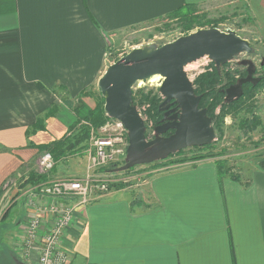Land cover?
<instances>
[{
	"label": "crops",
	"instance_id": "0c3cea01",
	"mask_svg": "<svg viewBox=\"0 0 264 264\" xmlns=\"http://www.w3.org/2000/svg\"><path fill=\"white\" fill-rule=\"evenodd\" d=\"M215 1L0 0V187L15 171L23 174V163L41 157L28 145L62 137L96 106L90 88L107 67L109 34L185 4ZM83 91L95 94L81 97ZM55 104L59 110L46 129L27 135ZM78 157L56 162L52 177L83 176L87 161L79 169ZM168 167L146 172L140 198L97 193L79 208L61 241L71 264H264V170L252 172L244 188L220 180L210 159ZM18 202L0 235V264H39L38 247L28 258L21 253L31 215L27 196L19 194L6 209ZM53 220L44 214L41 235Z\"/></svg>",
	"mask_w": 264,
	"mask_h": 264
},
{
	"label": "rangeland",
	"instance_id": "374dc122",
	"mask_svg": "<svg viewBox=\"0 0 264 264\" xmlns=\"http://www.w3.org/2000/svg\"><path fill=\"white\" fill-rule=\"evenodd\" d=\"M210 27H217L222 31L232 29L241 37L250 40L256 48L254 54H241L224 64L220 70L217 69L221 77L215 90L218 91L220 88H225L233 79L238 80L241 77H245L247 75L246 67L241 65L240 61L248 57L254 61L256 65L255 76L260 77V80L257 82L258 88L254 92L248 96H243L244 99L241 105L233 109L225 108L228 112H224L221 130L215 128L217 137L213 141L214 146L212 148L195 149L191 147L185 149V151L183 150V153L188 155L186 157L220 154L219 156L228 157L233 161L236 172H240L245 177L246 175L251 177L252 172L259 168L255 158L258 156L264 157V79L262 80V77H264V0H219L201 6L194 14L180 13L178 15H167L133 27L118 30L108 35L107 66L135 47L149 44L160 46L183 35ZM215 68H217L215 62L208 57H204L189 64L185 70L193 81L194 87H196V79L207 72H213ZM161 80L160 77L154 81H143L136 86V88L147 87L146 93L150 92V88L156 89L152 93L153 95L149 94L148 96L156 100L158 109L164 99L159 92ZM97 84L90 88L91 92L96 93V100L99 93ZM208 97L209 102H217L214 114L220 115L223 110L222 103H225V100L222 99V96L211 95V91L208 92ZM147 102L142 106L137 105V103L136 105L147 126L146 136L148 139H151L155 126V121L151 115L154 114L155 106H153L151 101ZM247 128H253V130ZM40 153L42 154V152ZM210 156L204 159L212 161L217 159L216 156ZM182 158H178L177 156L167 161L160 160L115 174V177L119 179V182L116 183L123 184V186L120 189H115L111 185V191H116L114 197H121L122 195L131 196L135 193L134 197L140 198V190L147 183L145 179L147 171H157L168 167L170 166L168 163L173 164ZM39 161L40 156L33 159L29 164L23 163V174L20 171H15L14 173L16 174H10L2 181L0 187V222L3 212L9 203L28 189V186L23 188L21 186L28 172L30 173V170H34L42 173L43 169ZM77 161L80 169L83 167V164L85 165L87 160L86 157L82 156L78 157ZM63 167L65 166L59 165L57 169H63ZM28 168L31 169L28 171ZM94 196L98 195L94 194ZM19 206L20 202L12 210H15ZM8 219L0 224L3 225L2 229H0V235L4 234Z\"/></svg>",
	"mask_w": 264,
	"mask_h": 264
},
{
	"label": "water",
	"instance_id": "95a60500",
	"mask_svg": "<svg viewBox=\"0 0 264 264\" xmlns=\"http://www.w3.org/2000/svg\"><path fill=\"white\" fill-rule=\"evenodd\" d=\"M255 46L236 31H222L217 27L199 29L171 42L158 46L135 47L117 61L109 64L98 80V89L105 100V113L120 120L128 131L129 146L125 163L114 172L165 160L171 154L191 147H202L216 140V129L207 108H201L203 95L195 92L186 67L204 57L215 62L218 70L241 54L252 55ZM240 64L247 75L225 89V102L231 103L244 95V86L256 85V65L251 58ZM159 76V92L163 101V123L154 127L151 139L147 126L133 100L138 83ZM174 130L168 136L165 134Z\"/></svg>",
	"mask_w": 264,
	"mask_h": 264
},
{
	"label": "built area",
	"instance_id": "2783aa9c",
	"mask_svg": "<svg viewBox=\"0 0 264 264\" xmlns=\"http://www.w3.org/2000/svg\"><path fill=\"white\" fill-rule=\"evenodd\" d=\"M95 131L90 145L85 150L87 166L83 176L51 177L47 181L30 185L23 193L27 196V205L31 211L21 248L25 258L38 247L39 264H71V254L62 246L61 241L66 229L71 225L75 212L87 206L96 192L105 195L111 192L113 183L119 182L115 177L118 172H105L103 169L117 168L125 163L129 146L128 131L120 120L112 118ZM39 164L43 169L42 173H48L56 161L50 152H44ZM145 179L147 182V177ZM39 196L53 200L48 203L39 202ZM46 212L52 214L54 220L41 235Z\"/></svg>",
	"mask_w": 264,
	"mask_h": 264
},
{
	"label": "trees",
	"instance_id": "16d2710c",
	"mask_svg": "<svg viewBox=\"0 0 264 264\" xmlns=\"http://www.w3.org/2000/svg\"><path fill=\"white\" fill-rule=\"evenodd\" d=\"M198 10V7L194 4H185L183 5L179 10L176 12L171 13V15H178L180 13L184 14H194ZM245 72V71H244ZM221 75H219L217 68L213 72H207L201 76H199L196 79V87H195V92L197 94H202V100L200 103L201 108H207L208 115L212 118L213 125L215 126L216 129L221 130V125L223 122L224 118V112L226 111L225 108L233 109L234 107H237L241 105V102L243 101L244 97H241L238 100H235L234 102L231 103H222L223 104V110L220 115H215L214 110L216 107L217 102H209V97H208V92L211 91V95H215L217 97L222 96L225 100V89L236 82V80H231L225 88H220L218 91L215 90V87L217 83H219ZM264 77H262V80ZM62 87V86H61ZM63 88V87H62ZM258 88L257 85L253 84H246L244 86V95L243 96H248L252 92H254ZM57 89V87H56ZM55 89V90H56ZM147 87H142V88H134L133 89V100L135 104L137 105H144L145 103H148L147 101H151L153 106H155V111L154 114L151 115L155 121V126L158 125L161 122V117H162V112L158 109L157 102L155 99H152V97L148 96L153 95L154 91L156 90L155 88H150V92L146 93L145 90ZM98 98L96 100V106L90 110L89 114L85 116V118H78L74 123H72L69 127L67 132L60 138L55 139L51 142L36 145L34 143H31L28 145L29 147L37 148L39 152H50L55 161L58 162L68 156L71 155H78V156H84L85 155V150L88 148L90 145L91 137L93 135V132L97 129H99L104 123L109 119V117L106 115L105 110H104V103L105 100L101 95V92L98 90ZM88 91H83L81 94V97L83 96H92L94 94L89 93ZM157 95V94H156ZM77 109H79L80 106H82V103L78 104ZM76 109V108H75ZM59 110L58 105H53L47 114L44 117L38 118L36 123L31 127L27 129V135L35 134L39 130H45V121L49 117H53L57 114ZM237 110V109H236ZM228 111H226L227 113ZM154 126V127H155ZM250 130H253V128H247ZM214 146L213 143L208 144L206 146L202 147H193L195 149H210ZM185 151V150H184ZM183 150L177 152L176 154H171L168 158L165 159V161L170 160L171 158L174 157H183L182 159H179L175 161V163L170 164V166H175V165H184L185 163L189 161H199L202 160L210 155H193L191 157H186L188 156L187 154L183 153ZM223 152V150H222ZM220 154H213L211 156H216V160H214L217 170H218V176L219 179L222 180L223 178H230L238 183H240L244 188H248L252 184V178L250 176H243L241 175L240 172L235 171V167L233 165V161L230 160L228 157L224 156H219ZM210 156V157H211ZM255 161L257 165H259L258 169L264 170V157H257L255 158ZM157 164V163H156ZM56 166L53 167L51 171L48 173H39L37 171L31 170L30 173H28L27 177L23 180L22 183V188L25 186H30V185H36L37 183H41L44 181H47L52 177L54 172L56 171ZM113 167L103 169L105 172H112ZM119 173V172H118ZM123 184L120 183H113L112 187L115 189H120L122 188ZM12 212V205L6 209L5 212H3V217L1 219L0 224L3 221H6L10 214ZM3 225H0V229H2Z\"/></svg>",
	"mask_w": 264,
	"mask_h": 264
},
{
	"label": "flooded vegetation",
	"instance_id": "af4514ba",
	"mask_svg": "<svg viewBox=\"0 0 264 264\" xmlns=\"http://www.w3.org/2000/svg\"><path fill=\"white\" fill-rule=\"evenodd\" d=\"M162 112V118H163V116H164V111H161ZM162 118H161V122L159 123V124H161V123H163V121H162ZM174 130H170V131H168L166 134H165V136H168L170 133H172Z\"/></svg>",
	"mask_w": 264,
	"mask_h": 264
},
{
	"label": "bare ground",
	"instance_id": "6f19581e",
	"mask_svg": "<svg viewBox=\"0 0 264 264\" xmlns=\"http://www.w3.org/2000/svg\"><path fill=\"white\" fill-rule=\"evenodd\" d=\"M158 78H160V77L159 76H156V77L152 78L151 80L154 81L155 79L157 80Z\"/></svg>",
	"mask_w": 264,
	"mask_h": 264
}]
</instances>
